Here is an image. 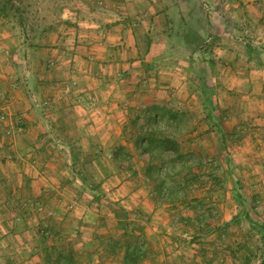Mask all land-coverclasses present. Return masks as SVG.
<instances>
[{"label":"rangeland","instance_id":"374dc122","mask_svg":"<svg viewBox=\"0 0 264 264\" xmlns=\"http://www.w3.org/2000/svg\"><path fill=\"white\" fill-rule=\"evenodd\" d=\"M229 2L0 0V65H12L13 90L27 97L16 109L0 88V143L47 135L39 151L54 155L25 187L0 174V264H127L126 246L130 264H264V10L232 13ZM108 34L118 45L100 58L143 59V75L136 63L97 79L91 89L113 92L80 95L76 110L29 96L27 46L82 55L103 50ZM30 54L33 67L66 61ZM84 117L91 124L73 121ZM149 138L175 140L164 145L172 152H141Z\"/></svg>","mask_w":264,"mask_h":264},{"label":"crops","instance_id":"0c3cea01","mask_svg":"<svg viewBox=\"0 0 264 264\" xmlns=\"http://www.w3.org/2000/svg\"><path fill=\"white\" fill-rule=\"evenodd\" d=\"M244 7L248 9V11ZM226 8L230 9L232 13H242V14L246 13L247 15H250L248 12L253 11V9L255 12V9H256L257 12L260 11L259 14H262L264 10V0H230L229 6ZM181 15L183 16L182 13ZM258 20L260 22L261 20H263V17L259 16ZM221 22H223L222 17H221ZM206 24L207 26L210 27V31L208 30V32H211L213 30V27H212L213 23L209 21L208 19L206 21ZM240 25L241 23H237L236 21V24L234 26L237 30L241 31L242 28L240 27ZM125 27L126 26L124 25L117 24L116 26L114 25L110 26V29H114L118 31V28H119V30L121 31V30H125ZM116 35L115 34L107 35V41L109 44L105 45L103 50H98V51L94 50V53L93 52L87 53L86 49H84L82 55L77 53V51L76 52L71 51V53L66 52L65 54L62 49H58V48L51 49V47L47 48L46 46L45 48L32 47L30 45L27 46V61H25L26 58L23 57V61L19 68L22 71V75L28 78V80H30L31 77H34L35 81L32 83L33 89L30 92L29 96H32L33 94V96L40 97V99L44 100V102L50 101V103H48L50 107L52 105L51 103H57L58 109H62L63 105L69 103L72 106L71 109L76 110L79 108L78 98L80 97V95H82L84 98L90 99L91 98L90 94L92 93V95L95 97V98L93 97L92 99H96L97 94H99L101 98L102 96L106 98V93L110 95L113 92L112 88L114 87H111V86L106 87L105 83H103L102 87L99 88V90H102V88H104L105 89L104 93L100 91L98 92V90H96L97 88L94 87L95 84L94 86H92L93 89H91V83L93 84L97 79L100 81V83H101V80L105 82L110 81L111 79L117 80L119 79V77H122V76L124 77L126 76V74H129L130 71L128 73L126 71V74H125L124 70L128 68L129 66L134 67L136 63H140V71H141V75H143L144 72H142L143 70H142V65H141V62L144 61L143 59L140 62L139 61H134V62L128 61L126 63V61L121 62V60L123 59L120 58L119 61H117V63H113L109 61L111 60V58L110 59L107 57L103 59L100 58L101 55L102 56L107 55L111 57L108 49L112 48L111 44H116L115 46L118 45L117 38L119 36L117 35L118 36L117 37ZM205 36L208 37V34H206ZM205 36L203 37L206 38ZM57 41H58L57 45L64 43V41H62V37L61 39ZM124 42H125V39H124ZM124 42L123 41L120 42L121 48ZM52 45H56V43H53ZM34 50L36 51L40 50V56L44 58L45 61L47 60L49 62L50 60H52L51 58H55L54 61H56V59L65 58L64 60L66 61H64V63L62 62V67L58 68L56 66L54 67L55 69H52V70L51 68L48 67L50 69L49 70L45 64L44 65L46 68H43L40 65H39L40 67L38 66L33 67L32 64L29 63V56L31 55L30 53H32ZM121 51H123V49H121ZM89 59L90 61H93L92 71L87 73L86 75L84 74L83 76H80L81 75L80 66L87 67L88 64H90ZM227 59H230V58H227ZM117 60H118V57H117ZM102 61L103 62L108 61L110 64L105 63L103 65ZM9 66H12V65L9 63H6V66L0 65V88L3 92L4 97H8L9 99H12L15 101L14 107L16 109L19 108L21 110H27L24 107L25 106L24 103L27 104V97L24 94L23 95L21 94V92H24V90L23 89L21 90L18 89L16 91L13 90V88H15L17 85L14 84L13 82V79H14L12 75L13 72ZM120 66L122 68L121 69L122 71L120 70ZM81 82H83L84 85L87 86V89H84L83 91L79 89V84ZM26 85H27V81L25 80L24 85H23L24 89ZM107 88L112 90L111 93L108 92ZM84 92L86 93L84 94ZM144 92L145 91L143 90V93ZM149 97L150 96L148 95L144 96L145 99ZM90 102H91V99L89 103ZM108 105H109V110H112V111L116 110V109H113L114 106L112 107L110 103ZM83 119H87V118L85 117L77 118L73 121L74 123L77 122L76 123L77 126L79 125L78 121L81 122V124H84V123L86 125L91 124L90 119L89 120L87 119V122L84 121ZM73 121L71 122V124L73 123ZM87 130H89V128H87ZM46 138H48L47 135L45 136L36 135L33 138L29 137V143L27 144V132H26L25 135H21L18 139L9 140V142L6 141L5 144H8V145L10 144L9 147L2 146L1 144L2 142H1L0 148H3L4 150L3 149L0 150V174H2L3 176L9 174L8 176H11V179L14 181L16 180V177H18L17 182H19L20 188L23 186L24 187L27 186V172L28 174L29 173L34 174L35 172L40 174L38 169L41 170L43 166H46L44 162H46L47 159H50V160L53 159L54 155L51 154L50 152L46 151L42 155L41 152L39 151V150L43 151V148H45V144L43 142L47 141ZM2 178L4 177H0V180H2ZM40 178L42 179L43 177L41 176ZM4 181L6 180L4 179ZM8 181L10 182V180ZM45 181L47 182V180ZM51 188L58 190L61 187L60 185L57 184V185L52 186ZM44 190H45V187H44ZM31 200L33 201L31 202ZM34 200L35 199H30L29 197L27 198V203L29 204L40 203ZM2 204L5 205L6 203H2Z\"/></svg>","mask_w":264,"mask_h":264},{"label":"trees","instance_id":"16d2710c","mask_svg":"<svg viewBox=\"0 0 264 264\" xmlns=\"http://www.w3.org/2000/svg\"><path fill=\"white\" fill-rule=\"evenodd\" d=\"M207 95L203 92L202 93V97L204 98V100H203V105H204V107L205 108H207L208 109V106H209V104L207 103V97H206ZM141 140V139H140ZM168 142H172L173 144H175L174 142H175V140H169V139H165V138H162V139H160V140H158V142L157 141H155L154 139H148L147 140V142H144L143 141V145H140V144H138L137 143V145H138V147L140 146V148H141V152H149V153H151V154H153V152H154V150H153V148H152V145L154 144V143H156V144H158L159 146H161V147H163L165 150H166V152H168V153H170V152H172V149L170 148V147H164V145L165 144H167ZM120 148V147H119ZM121 149V148H120ZM175 154H177V151H175ZM111 156H112V158L115 160V161H120L121 159H120V156H119V153H118V150H114V151H112V153H111ZM175 156V155H174ZM181 157V155H179V158ZM149 168L148 167H146L145 168V173H147L146 174V177L147 178H151L152 176L150 175V173H149ZM162 190L164 191L165 190V188L164 189H158V193H160V195L161 196H164V192H162ZM166 192V191H165ZM126 248V251H125V258H127L128 260L126 261V263L127 264H130L131 263V260H130V258H129V251H128V249H129V247L128 246H126L125 247Z\"/></svg>","mask_w":264,"mask_h":264},{"label":"built area","instance_id":"2783aa9c","mask_svg":"<svg viewBox=\"0 0 264 264\" xmlns=\"http://www.w3.org/2000/svg\"><path fill=\"white\" fill-rule=\"evenodd\" d=\"M0 95H1V90H0ZM1 118L4 119V116L1 115Z\"/></svg>","mask_w":264,"mask_h":264}]
</instances>
